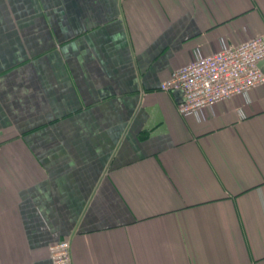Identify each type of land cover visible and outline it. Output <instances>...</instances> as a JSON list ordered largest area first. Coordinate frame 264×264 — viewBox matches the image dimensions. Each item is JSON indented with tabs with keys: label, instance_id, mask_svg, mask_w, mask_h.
Returning a JSON list of instances; mask_svg holds the SVG:
<instances>
[{
	"label": "crops",
	"instance_id": "crops-1",
	"mask_svg": "<svg viewBox=\"0 0 264 264\" xmlns=\"http://www.w3.org/2000/svg\"><path fill=\"white\" fill-rule=\"evenodd\" d=\"M255 36L264 0H0V264H264V85L160 90Z\"/></svg>",
	"mask_w": 264,
	"mask_h": 264
},
{
	"label": "built area",
	"instance_id": "built-area-1",
	"mask_svg": "<svg viewBox=\"0 0 264 264\" xmlns=\"http://www.w3.org/2000/svg\"><path fill=\"white\" fill-rule=\"evenodd\" d=\"M264 61V36H255L238 45H226L209 55L199 50L186 65L175 69L161 83L160 90L179 95L178 113L199 116L216 103L234 96L247 97L257 86L264 85L258 64ZM52 264H72L68 240L49 248Z\"/></svg>",
	"mask_w": 264,
	"mask_h": 264
},
{
	"label": "water",
	"instance_id": "water-1",
	"mask_svg": "<svg viewBox=\"0 0 264 264\" xmlns=\"http://www.w3.org/2000/svg\"><path fill=\"white\" fill-rule=\"evenodd\" d=\"M258 67L260 68L261 72L264 74V61H261V62L258 64Z\"/></svg>",
	"mask_w": 264,
	"mask_h": 264
}]
</instances>
